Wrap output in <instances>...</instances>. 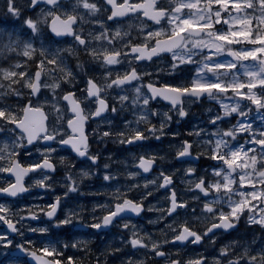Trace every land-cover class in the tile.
<instances>
[{"label":"clouds","instance_id":"clouds-1","mask_svg":"<svg viewBox=\"0 0 264 264\" xmlns=\"http://www.w3.org/2000/svg\"><path fill=\"white\" fill-rule=\"evenodd\" d=\"M0 264H264V0H0Z\"/></svg>","mask_w":264,"mask_h":264}]
</instances>
